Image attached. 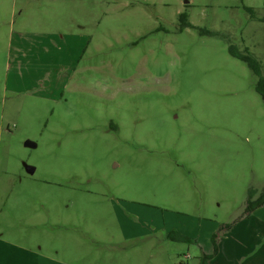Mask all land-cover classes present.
<instances>
[{
	"label": "rangeland",
	"instance_id": "rangeland-1",
	"mask_svg": "<svg viewBox=\"0 0 264 264\" xmlns=\"http://www.w3.org/2000/svg\"><path fill=\"white\" fill-rule=\"evenodd\" d=\"M244 6L264 14V0H0L5 264H209L264 188V103L228 53L264 76V22Z\"/></svg>",
	"mask_w": 264,
	"mask_h": 264
},
{
	"label": "crops",
	"instance_id": "crops-1",
	"mask_svg": "<svg viewBox=\"0 0 264 264\" xmlns=\"http://www.w3.org/2000/svg\"><path fill=\"white\" fill-rule=\"evenodd\" d=\"M228 234H233L235 240ZM224 235L226 236L220 243L221 248H218L209 264H264V204L239 220L237 225ZM217 256L221 257V260H217ZM6 258L12 261L10 258L14 259V256L5 252L0 244V264H5ZM199 264H202L201 261Z\"/></svg>",
	"mask_w": 264,
	"mask_h": 264
},
{
	"label": "trees",
	"instance_id": "trees-1",
	"mask_svg": "<svg viewBox=\"0 0 264 264\" xmlns=\"http://www.w3.org/2000/svg\"><path fill=\"white\" fill-rule=\"evenodd\" d=\"M244 10L249 14L250 19L258 20L259 22H264V14L261 16H258V14H256L255 10L252 7L244 6ZM180 18H181V27L191 26L186 21L185 14H180ZM200 33L201 34H211V35L216 34V33H212L207 30H200ZM246 50L247 49H243L242 51L239 50L237 46H235L234 44L230 42V40H228V53L231 56L236 57L242 60L243 62H245L247 66L249 67V69L252 71V73L256 76L257 79L255 82V91L260 95L261 100L264 103V76L262 75L261 64L257 59H255L254 57L246 53L245 52ZM263 204H264V188L262 189L257 199L251 200L249 198L247 200L244 212L242 213L240 219L247 217L254 209L261 207ZM226 227H229V225H227ZM216 252H217V248L214 246L213 254H215ZM202 257L203 259H206V258H209L210 255H203Z\"/></svg>",
	"mask_w": 264,
	"mask_h": 264
},
{
	"label": "water",
	"instance_id": "water-1",
	"mask_svg": "<svg viewBox=\"0 0 264 264\" xmlns=\"http://www.w3.org/2000/svg\"><path fill=\"white\" fill-rule=\"evenodd\" d=\"M24 146L29 147V148H34L36 146V144L33 141L26 140L24 142ZM26 170L29 173H33L34 172V168L31 167V166H26Z\"/></svg>",
	"mask_w": 264,
	"mask_h": 264
}]
</instances>
